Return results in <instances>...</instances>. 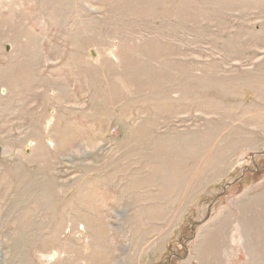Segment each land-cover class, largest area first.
<instances>
[{"label":"rangeland","instance_id":"rangeland-1","mask_svg":"<svg viewBox=\"0 0 264 264\" xmlns=\"http://www.w3.org/2000/svg\"><path fill=\"white\" fill-rule=\"evenodd\" d=\"M0 145V264H264V0H0Z\"/></svg>","mask_w":264,"mask_h":264},{"label":"bare ground","instance_id":"bare-ground-1","mask_svg":"<svg viewBox=\"0 0 264 264\" xmlns=\"http://www.w3.org/2000/svg\"><path fill=\"white\" fill-rule=\"evenodd\" d=\"M32 36H33V35H32ZM31 40H32V37H30L29 39L27 38L26 43H27V44L31 43V42H32ZM31 44H32V43H31ZM93 147H94V146H93ZM90 150H91V149H90Z\"/></svg>","mask_w":264,"mask_h":264},{"label":"water","instance_id":"water-1","mask_svg":"<svg viewBox=\"0 0 264 264\" xmlns=\"http://www.w3.org/2000/svg\"><path fill=\"white\" fill-rule=\"evenodd\" d=\"M1 154H2V147L0 146V156H1Z\"/></svg>","mask_w":264,"mask_h":264}]
</instances>
